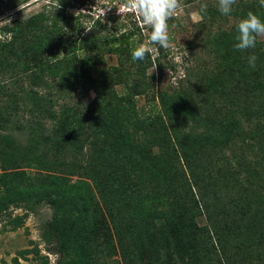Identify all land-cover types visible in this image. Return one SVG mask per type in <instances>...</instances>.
<instances>
[{"label":"rangeland","instance_id":"rangeland-1","mask_svg":"<svg viewBox=\"0 0 264 264\" xmlns=\"http://www.w3.org/2000/svg\"><path fill=\"white\" fill-rule=\"evenodd\" d=\"M60 2L0 0V41L7 20ZM124 3L64 9L83 33L106 9L113 35L97 43L112 45L97 51L102 64L87 67L75 44L65 63L61 49L45 47L27 53L12 78L0 67V264H264V36L253 49L233 47L240 19L264 20L261 0H236L227 16L217 0H179L169 47L136 62L131 49L150 28ZM201 3L207 15L194 21ZM98 73L113 83L96 97L86 81ZM174 137L218 215L223 252L191 201L194 182L166 158Z\"/></svg>","mask_w":264,"mask_h":264},{"label":"trees","instance_id":"trees-1","mask_svg":"<svg viewBox=\"0 0 264 264\" xmlns=\"http://www.w3.org/2000/svg\"><path fill=\"white\" fill-rule=\"evenodd\" d=\"M12 1L16 0H8V3H11ZM70 2L77 3L81 2V0H61L60 4L56 6L46 3L41 7V10L34 15L27 18L18 16L11 19V21L10 19L7 20L9 21V25L7 24V26H5L6 39L0 41V67L2 69V74H9L10 77L8 78H12V72L17 70V67L21 64V60L27 53L29 54L33 50L43 51L46 50L47 47L56 50L61 49L62 51H60V54L63 56L57 60V63H65L67 61L65 57L68 53L65 54L63 50H70L69 48H74L75 44L79 45L80 50L89 55L87 67L92 68L102 64V61L101 63L99 62L100 58H102L99 54L102 52L100 50H104L102 48H107L106 52H109L108 50H110L112 45L108 46V43L105 42L102 44L103 46H97V43L110 39L108 37L113 35L110 32L111 25L108 26L106 23H101L97 18L95 21L96 26L93 29L88 30V32L83 33L84 29L82 23L79 21V16L65 13L64 9L69 6L68 4ZM72 21L74 22V25L71 27L70 22ZM43 40H45L46 43H42ZM113 48L114 50H117L115 47ZM97 51H99V53ZM37 77L39 78V76H33L32 78ZM86 82L89 85V88L94 91L96 97H99L103 96V90L110 87L113 83V79L106 73H98L87 78ZM47 102L48 101L43 95L39 96L36 105H40V107L44 108L40 111V114H51V106H48ZM225 115L227 117V114ZM224 126L228 131L231 130L233 123L232 121H228ZM169 141L171 142V149H165L167 152L166 158L169 160L172 158L173 160L175 159L178 165L180 162L181 166L179 165V167H181V169H183L182 171L186 173L189 181L194 182V184L192 183L190 186L191 189L194 188L191 201L206 215L205 217L210 225L208 230L209 238L213 242L214 249L218 252H223V244H221L222 240L219 239L221 235V232L219 231L220 221L216 219L218 215L214 214L212 206L209 204L207 205L203 185L195 183L194 169H192V165L189 161V152L175 137L173 140L169 139ZM95 144L104 147V143L99 139L95 141ZM262 147L263 146L259 147L260 151ZM138 150L141 153L151 154V149L148 148ZM193 168L197 169L196 166Z\"/></svg>","mask_w":264,"mask_h":264},{"label":"clouds","instance_id":"clouds-1","mask_svg":"<svg viewBox=\"0 0 264 264\" xmlns=\"http://www.w3.org/2000/svg\"><path fill=\"white\" fill-rule=\"evenodd\" d=\"M236 0H217V8L221 15L227 16L231 13ZM261 6L264 7V0H261ZM121 7L132 11L140 19L142 24L149 26L150 31L146 44H140L131 49L130 57L133 62L144 61L146 53L158 54L160 48L167 49L170 45L169 37V19L176 15L180 8L179 0H126ZM106 9H97L94 13L96 17L104 23L101 17L104 16ZM93 14L92 10L87 12ZM207 15V4L201 3L198 11L193 13L194 21H201ZM96 26L93 22L85 31L91 30ZM195 31V30H193ZM236 43L233 47L236 50L244 51L256 47L257 37L264 36V20L259 16L249 12L239 20L235 26ZM185 55L187 53L185 52ZM179 59V57H177ZM257 56L249 54L246 57L249 69H255ZM156 65L153 66L152 70ZM152 72V71H151Z\"/></svg>","mask_w":264,"mask_h":264}]
</instances>
